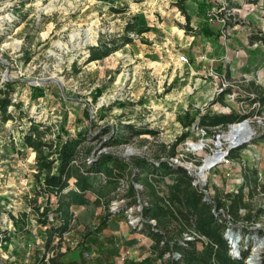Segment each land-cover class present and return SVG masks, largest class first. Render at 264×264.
Wrapping results in <instances>:
<instances>
[{
	"label": "rangeland",
	"instance_id": "374dc122",
	"mask_svg": "<svg viewBox=\"0 0 264 264\" xmlns=\"http://www.w3.org/2000/svg\"><path fill=\"white\" fill-rule=\"evenodd\" d=\"M173 1L0 0V84L15 80L42 86L32 89L16 82L11 97L12 101L20 100L22 111L49 125L52 132L57 131L60 123L71 130L85 127L88 123L90 125V121L83 116V109L87 107L94 117L93 125L89 127L93 135H98L104 127L115 126L119 129L129 123L133 125L132 130H121L125 141L105 146L104 150L116 151L122 157L138 154L153 160L155 156L161 157V160L172 163L191 164L197 171L205 157L213 151L215 136L227 131L229 123L211 127L207 133L203 129L205 133L202 135L200 128L194 124L185 128L184 120L194 114L197 107L203 111L209 107L212 113L250 111L253 105L239 102L211 104L215 87H227L231 83L224 78L226 73L220 77L216 71L218 67L221 70L229 65L234 67V88L242 83L246 85L251 80L264 83V62L260 61L264 55V45H249L243 40L241 35L246 24L237 22V19H251L257 4L253 7L255 3L249 4V0H236L239 6L231 4L228 10L234 16L233 24L224 29L225 19L218 18L224 30V48L228 46L229 50L220 57L222 61L216 67L206 71L197 62L200 55L197 47L204 43L203 37H187L182 32L179 22L184 24L185 19ZM196 1H186L189 13ZM258 5L263 7V4ZM207 12L204 15L199 11L196 18L190 17L191 22L196 21V25L213 23ZM261 17L253 21L264 29V24L260 23ZM127 23L146 30L141 33L129 30L126 33ZM124 34L132 38L130 43L105 56L90 59L89 46ZM201 57L205 58L202 54ZM49 77L57 79L59 83L31 82ZM97 90L100 92L95 94ZM8 109L13 108L10 106ZM76 118L79 122L75 121ZM248 119L254 130L251 142L230 149L224 158L226 160L222 159L204 171V188L208 198L218 191L236 190L242 182L239 177L241 165L252 167L255 164L260 171L261 167L264 168V141L257 140L264 133V106L258 115L249 116ZM25 121L24 116L20 120L10 118L0 133V259L5 264H34L37 249L42 244L39 242V229L42 228L36 225L32 209H26L25 219V226L33 225V230L36 229L38 234L31 249L24 247V238L15 236L9 220V214L18 215L23 209V195L30 193L35 181V171L31 170L34 152L27 150L20 155L15 151L18 132ZM135 129L142 133H135ZM148 129L153 130L154 134L145 132ZM109 133L104 132L102 139H107ZM183 134L171 156L170 147ZM100 141L94 138L91 143L96 146ZM4 142H7V153H3ZM226 146L227 142L222 141L220 149L225 151ZM262 174L264 176V172ZM252 201L255 205L264 206V198L256 197ZM118 205L117 201H113L109 209L116 210ZM98 209L97 205H90L78 211L72 230L64 234L63 247L67 248L64 261L74 263L83 259L90 263L107 264L102 261L100 253L105 246L101 239L92 244L89 240L84 241L81 235L86 226L96 223ZM137 209L134 208V211ZM132 212L133 208L126 211L127 221L135 222L137 217ZM240 212L242 215L244 210ZM116 220V224L108 223L104 232L116 233L114 236L119 238L125 232V226L122 218ZM238 223L241 228L239 249L248 256L254 244L252 237L257 234L264 239V214L255 221L240 219L234 224ZM254 226L256 228L252 229ZM117 228L119 232H112ZM119 249H122L121 245ZM263 250L264 247L260 250V256ZM140 253L141 248L137 244L132 254L140 256Z\"/></svg>",
	"mask_w": 264,
	"mask_h": 264
},
{
	"label": "trees",
	"instance_id": "16d2710c",
	"mask_svg": "<svg viewBox=\"0 0 264 264\" xmlns=\"http://www.w3.org/2000/svg\"><path fill=\"white\" fill-rule=\"evenodd\" d=\"M186 1H173V5L185 19L184 24H178L188 34L204 31L209 33L208 29L190 24L191 16ZM230 5V0H227L225 8L218 6L216 11L218 18L225 19L226 23L234 20V16L228 11ZM125 30L126 33L129 30L141 33L146 28H134L127 23ZM249 38L251 42H264L261 31L252 32ZM131 41L132 38L124 34L96 46H89V57L95 59L105 56ZM75 64L73 66L76 69ZM16 82L32 89L42 86L15 80L0 84V133L8 119L14 117L20 120L24 116L26 121L18 132L15 151L20 155L27 150L34 152L31 170L35 171V181L30 193L23 195V209L18 215L9 214V220L15 236L29 239L36 234L33 225L25 226L26 209H32L36 225L42 228V244L35 264H61L60 245L63 234L70 229L74 207L88 204L91 196L96 203H102L103 209H107L101 214L95 231L108 220L111 214L109 206L113 201L123 200L125 206L139 207L133 212L137 220L127 222L133 230L145 233L151 244L149 255L138 264H246L247 256L244 251H239L238 257L231 253L232 248L225 232L240 219L255 221L264 214V206L255 205L252 201L256 197L264 198V184L260 182L259 172L255 167L241 165L242 182L236 190L218 191L208 200L205 198L206 192L194 184L193 177L176 163L156 156L153 160L140 154L122 157L116 151L103 149L125 141L121 130H132V124L119 129L115 126L104 127L98 135H93L89 132V127L93 125L94 117L85 107L83 116L90 121V125L88 123L85 127L71 130L60 123L57 131L52 132L49 125L22 111L20 100L12 101L11 93ZM243 90L235 94V99L251 107L253 105L250 111L212 113L198 108L194 114L186 117L183 126L187 128L194 124L207 133L211 127L258 115L264 106V87H256L253 91ZM227 91L231 89L218 92L211 104L222 101V96ZM98 92L100 91L97 90L95 94ZM10 106L13 109H8ZM75 121L79 122V119L76 118ZM107 131L110 132L108 138L102 139L103 133ZM145 132L154 134L150 129ZM135 133L142 132L135 129ZM183 136L184 134L179 136L170 147L171 156ZM94 138L101 140L96 146L91 143ZM257 140L264 141V133ZM6 143L2 145L3 153L8 150ZM98 145L101 149H97ZM122 206H118L116 211L123 212ZM242 210L244 213L241 215ZM130 263L136 264L132 261ZM258 264H264V250Z\"/></svg>",
	"mask_w": 264,
	"mask_h": 264
},
{
	"label": "crops",
	"instance_id": "0c3cea01",
	"mask_svg": "<svg viewBox=\"0 0 264 264\" xmlns=\"http://www.w3.org/2000/svg\"><path fill=\"white\" fill-rule=\"evenodd\" d=\"M205 1L197 0L196 5L191 8L190 16L191 17L193 16V19L196 18V15L199 13V11H202V14L205 15L206 12L211 8L212 2L210 0H208V1L205 0ZM249 1L251 2L249 4L255 3L253 5V7L257 4V8L255 9V12L253 13V16L251 19H247V21L237 19V22L246 24V25H244V26H246V29H244V32L241 35L242 39L246 40L249 45H253L255 43H261L262 45H264V42H262V41L251 42L250 38H249L250 34L252 32H255V31H261L264 34V29H262V27L258 26L257 23L255 24L253 21V20H256L258 17L262 16L261 17L262 22H260V23L264 24V18H263L264 0H249ZM241 2H242V0H241ZM230 3L232 5L237 6V7L240 4L239 1H236V0H230ZM258 4H260V5L263 4V7H260ZM252 9H254V8H252ZM259 9L261 10L260 13L258 12ZM195 22L196 21L193 20V22H190V24L193 27H198L201 29H208L209 33H206L204 31V32H201L199 34H188L184 31V29L181 26L180 27L182 29V32L187 34L186 35L187 37L196 38V37H199L200 35L203 37L204 43H201V45H199L197 47V51L200 53L199 58L197 59L198 60L197 62H198V64L201 65L202 68H205V70L208 71L210 68L216 67L217 64H219V62L222 61V59L220 57L225 53V51L229 50V47L226 46V49L224 48L225 44H226L224 41H222V36H224V35H222V32L224 30L221 28V23L218 22V20H215L213 23H207L205 25L204 24L196 25L197 23H195ZM179 23L182 24L181 21ZM232 24H233V22H227L225 27H223V28L224 29L229 28ZM235 38H238V36H236ZM232 48H234V46ZM201 54L204 55L205 58H202ZM260 61L264 62V55L260 59ZM223 66H225V65H223ZM233 68L234 67L229 65V66H225V68L222 70H221V68L218 67V70L216 71L217 74L220 75V77L222 75H223L222 77H224V73H226V76L224 78H226L227 80H229L231 82L227 87H224V86L215 87L216 89L222 88V90H225L227 88L231 89V91H227L226 93H224L222 96V101H218V102L226 103V102L232 101V102L237 103V102H239L235 99V94L237 92L244 91L243 89L253 91V89L256 87H264V83H259V82L251 80V81L247 82L246 85H244L242 83L238 87L234 88V85L232 84V82H235V80H232V76H234V74L232 73ZM215 90L212 93L213 98L217 95L218 92L222 91V90H219V91H215ZM218 102H216V103H218ZM239 103H241V102H239ZM197 108H199V107H197ZM205 108H206L205 110L210 109L209 107H205ZM199 109L203 110L202 108H199ZM232 111H234L236 113H241V112H238L235 110H232ZM251 166L255 167L258 170L259 179H260V177L262 178V182H261V179H260V182L262 184H264V176L262 174V172H264V168L261 167V171H260V168L257 167L255 164H253ZM260 173H261V175H260ZM240 176H241V171L239 172V177ZM240 179H242V176L240 177ZM117 202L119 204L118 206H120L121 204L123 205L121 207V209H123V212H121L119 210H117V211L111 210V212H110L111 214H110L108 220L95 231L96 227L99 224V219L101 217V214L104 212V209H103L102 203H96L94 201V198L91 196L90 202L88 204L74 207V218L71 221L70 229L67 232H65L64 234H68L72 230L73 221L78 218V211L81 208H85V207H88L90 205H93V206L97 205L99 207V209L97 211L96 223H94L91 226H86L85 229L82 230L81 235H82L83 240L84 241L89 240V243L91 242L93 244L97 240L101 239V242H103V244L105 246L103 247V249L100 250V253H101V256L103 258L102 261L107 263V264H113V263L131 264L130 263L131 261L138 264L146 256L149 255V252H150L149 246L151 244V240L145 233L139 231L138 229L133 230L127 222L128 218H127L126 211L129 208H133V212H134V208H137L138 206H125L123 200H120ZM133 212H132V214H133ZM117 218H122L123 219L122 224L125 226V232L121 236H119V238L117 237V235L114 236V234H116V233L109 234L108 232L107 233L104 232V228L106 227V225H108V223L116 224ZM35 228H37V227H35ZM117 230H118V228L114 229V231H112V232H115ZM33 231H36V229H34ZM39 231H40V229H39ZM117 232H119V230ZM64 234H63V239H62L61 245H60V250L62 253V255L60 257L61 264H68V263H72V264H97V263H92V262L90 263V262H88V260L85 261L83 259H80L79 261H75L74 263L64 261L65 254L67 252V248L63 247V243L65 240ZM36 237H38L37 232L33 237H31L29 239H25L26 242H24V243H26V244L24 247H26L28 249H31V247L33 248V246H34L33 242L35 240H37ZM40 241L41 240L39 239V242ZM137 244H139L140 248H141L140 256H136V255L132 254V249ZM120 245L122 246V249H119ZM39 248H40V245L37 249L38 250L37 256L35 255V252H34L35 260L37 259V257L40 254ZM89 250H90V247H89ZM1 263H5V261L1 260ZM34 264H35V262H34Z\"/></svg>",
	"mask_w": 264,
	"mask_h": 264
},
{
	"label": "water",
	"instance_id": "95a60500",
	"mask_svg": "<svg viewBox=\"0 0 264 264\" xmlns=\"http://www.w3.org/2000/svg\"><path fill=\"white\" fill-rule=\"evenodd\" d=\"M49 81L59 83V81L53 77H49V78H45V79H37V80L31 81V82L43 83V82H49ZM234 126H240L239 129H241L243 127L244 132L239 134V129H238V130H236L235 135L232 138H229L227 133H229L230 130ZM253 133H254V130L251 128V125H250L248 118H244L240 121L230 123V124H228V130L226 133L221 132L215 136L216 139L213 142L214 149L211 152V154L209 156H206L205 159L203 160L204 163L206 160H208L209 163L207 162L206 166H202V165H204V163H203L201 166L198 167L197 171H194V169L192 168L193 166L191 164H184V163H176V164L178 166H181L183 169H185L191 176H194L195 179L193 180V183L199 184V187L201 189H203L204 192H206L205 191L206 189L204 188L205 180L201 179V174L203 173V171H205L208 168L212 167L213 165L221 162L223 158L228 156L230 149L238 147V146L243 145L245 143H250ZM225 136H227V137H225ZM222 141L227 142V146H226L225 151H222L220 149ZM200 146H201V144H200ZM205 198L210 200L207 197V192H206ZM251 228L255 229L256 226L251 227ZM225 237L228 239V242L231 245V248H232L230 250L231 253L234 254V256L238 257L239 251H240L239 250V244L237 242L231 241V239H232V237H234V239L238 240L241 237L240 223L231 224L230 227L226 229ZM252 238H253V243H254L259 238V236L257 234H255V236H253ZM248 242L249 241H248V235H247L246 236V243L248 244ZM260 252H259V254L256 255L255 258H251V256H252L251 255L252 251H251L250 254L245 259L246 264H258L259 260H260Z\"/></svg>",
	"mask_w": 264,
	"mask_h": 264
},
{
	"label": "bare ground",
	"instance_id": "6f19581e",
	"mask_svg": "<svg viewBox=\"0 0 264 264\" xmlns=\"http://www.w3.org/2000/svg\"><path fill=\"white\" fill-rule=\"evenodd\" d=\"M240 128V126H234L231 130H230V132L229 133H227V135L229 136V138H232L234 135H235V133H236V130H238ZM227 131H225L224 133H226ZM244 132V128L242 127L241 129H239V134H241V133H243ZM225 137H227V136H225ZM207 162H208V160H206L205 161V163H204V165H202V166H206V164H207ZM209 163V162H208ZM205 174V172L203 171V173L201 174V179L202 180H205V178H203V175ZM231 241H234V242H237L238 244H239V239L238 240H236V239H234V237H232V239H231ZM264 246V239H262V238H258L255 242H254V244L252 245V249H251V251H252V256H251V258H255L256 257V255L257 254H259V252H260V250H261V248Z\"/></svg>",
	"mask_w": 264,
	"mask_h": 264
},
{
	"label": "built area",
	"instance_id": "2783aa9c",
	"mask_svg": "<svg viewBox=\"0 0 264 264\" xmlns=\"http://www.w3.org/2000/svg\"><path fill=\"white\" fill-rule=\"evenodd\" d=\"M212 2V7L211 9L207 12V16L209 17L210 21H215V20H219L218 16H217V7H221V8H225L226 4H227V0H210ZM1 27H0V36H1ZM219 90H222V88H219ZM200 131L202 133V135H204L205 131L200 128ZM223 160H226L223 158ZM1 242V241H0Z\"/></svg>",
	"mask_w": 264,
	"mask_h": 264
}]
</instances>
